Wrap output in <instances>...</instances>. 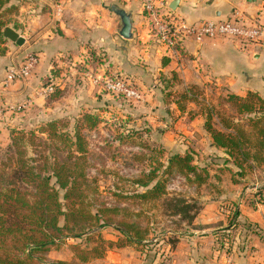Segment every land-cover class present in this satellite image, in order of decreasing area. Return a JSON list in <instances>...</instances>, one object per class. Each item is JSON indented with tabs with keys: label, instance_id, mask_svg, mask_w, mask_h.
<instances>
[{
	"label": "crops",
	"instance_id": "0c3cea01",
	"mask_svg": "<svg viewBox=\"0 0 264 264\" xmlns=\"http://www.w3.org/2000/svg\"><path fill=\"white\" fill-rule=\"evenodd\" d=\"M172 1L163 3L169 7ZM112 3L132 12L131 38L125 39L118 33L119 18L109 10ZM172 11L189 22L226 19L237 11L247 21L264 24V0H176ZM15 18V24L24 29L20 33L12 27L24 37V51H34L39 63L29 78L20 81L7 78L6 65L0 69V106L5 112L0 113V118L13 112L8 124L22 126L51 112H94L98 123L83 129L86 139L94 140L87 144V155L92 148L102 154L110 142L114 147L122 144L128 149L125 160H114V164L129 170L128 182L149 164L167 157V152L152 156L149 152L153 144L160 143L170 151H189L194 158V152L209 155L222 151L212 144L204 129L206 112L200 101H208L205 96L211 99L210 95L222 96V92L244 95L250 90L264 93V39L259 44L224 39H206L195 44L188 40L180 57L171 59L164 54L143 15L142 0H21ZM104 72L129 76L140 88L141 101L132 108H120V102L92 82V76ZM52 75L59 94L47 100L42 90ZM189 87L199 93L197 99L180 100V93ZM25 100H30L27 110H11L12 105ZM110 112L127 117L124 127L103 126L107 123L103 118L108 120ZM141 121L146 123L140 125ZM144 127L149 130L141 136L133 134V130ZM87 161L96 166L103 163L102 159L89 156ZM91 170L97 174L95 168ZM185 181V177H180L176 188ZM218 181L214 184L216 189L209 184L204 189L197 188L200 192L195 198L202 206L190 224L182 222L176 227L167 220L162 223L165 239L170 234L177 236L173 247L163 239L152 259L147 260L145 247L125 243L86 264H264V182L256 181L252 187L258 192L256 196L262 198L258 202L248 200L247 184L231 179L230 174L221 175ZM99 188L105 194L108 186L105 190ZM182 192L185 193L183 189ZM236 202L240 220L256 224L257 232H246L240 225L231 230L229 240H221L217 231L228 226ZM107 230L110 232L101 229L105 239L116 241L120 237L116 229ZM71 242L67 240L61 247L48 251L47 260H72L74 255L68 248Z\"/></svg>",
	"mask_w": 264,
	"mask_h": 264
},
{
	"label": "trees",
	"instance_id": "16d2710c",
	"mask_svg": "<svg viewBox=\"0 0 264 264\" xmlns=\"http://www.w3.org/2000/svg\"><path fill=\"white\" fill-rule=\"evenodd\" d=\"M20 1L0 0V14L14 9ZM5 26L0 21V43L5 41ZM57 87L55 83L47 100L58 96ZM198 95L189 87L180 93V100L197 99ZM225 101L236 115L210 105L204 129L212 144L224 153L223 162L231 159L241 175L244 165L264 164V93H227ZM134 104L121 101L118 106L132 108ZM98 120L94 112H70L41 119L31 129L16 126L11 131L10 143L0 160V264H86L125 243L145 247L146 259L151 260L157 252L155 245L165 239L166 229L163 225L160 233L153 235L154 241L149 239L155 226L147 215L159 214L163 222L167 220L176 227L182 222L190 224L197 215L201 207L180 192L167 191L166 184L177 174L205 182L207 177L202 174L206 169L194 164L191 152L170 151L160 143L153 144L149 153L167 152L164 161L149 164L127 181L128 188L115 184L102 193L97 180L86 172L87 142L83 132ZM148 130L135 129L133 134L139 137ZM240 225L246 232H257L256 224L241 221L238 209L233 208L228 226L217 233L221 240H229L231 230ZM105 227L116 229L120 237L116 241L105 239L101 234ZM68 239L72 240L68 248L74 258L49 262L47 252ZM176 242V234L165 239L169 247Z\"/></svg>",
	"mask_w": 264,
	"mask_h": 264
},
{
	"label": "rangeland",
	"instance_id": "374dc122",
	"mask_svg": "<svg viewBox=\"0 0 264 264\" xmlns=\"http://www.w3.org/2000/svg\"><path fill=\"white\" fill-rule=\"evenodd\" d=\"M19 9H20V3H17V5L15 6L14 9L9 10L7 12L1 13L0 14V21L3 23H6V26L9 27H14L15 29H17V31H20V33H24V29L21 26H17L15 24V22H17L15 16L19 13ZM18 27V28H17ZM20 27V28H19ZM3 29V28H2ZM20 29V30H18ZM19 33V32H18ZM4 38V37H3ZM5 41L0 43V51L2 49L3 50V55H0V69H3V67L6 65L8 66H12V65H18L21 61H23L24 55L27 52V50L24 51L25 45H20L17 46L14 42L4 38ZM15 52V53H14ZM9 53V55L7 54ZM7 54V55H6ZM13 56V57H12ZM5 66V67H6ZM4 67V68H5ZM6 73H7V69H6ZM222 96L221 95H217L215 94V96H209L211 99H208L206 96L205 98L208 101H200L201 102V107L206 110L208 109L207 107L211 106H215V108H219V110H222V112H224L225 114H230V115H236V112L234 111V108L232 107V105L228 102L225 101V95L227 93L222 92ZM213 103H212V101ZM212 103V104H211ZM1 106H0V113L3 114L5 113L3 111V109L1 110ZM207 108V109H206ZM208 111V110H207ZM12 115H14L13 112H11ZM52 114V112L50 113ZM50 114L46 113L45 115H40L42 119H46L50 117ZM123 116L125 114L126 116V112L122 113ZM12 115H6V118H0V160L4 157V152L5 149L7 147V145L10 143V137H11V131L16 127L13 126V123L11 125V123L8 124V117L12 116ZM58 115V112H55V114L52 116ZM37 120V121H36ZM41 119L36 118L35 121L33 123L26 122L25 124H23L22 126H19V128H23V129H31L34 128L36 125H38V121H40ZM104 121H106L107 123H104V127L109 128L113 127L115 129H119L124 127L126 122H123L125 120H128L127 117H121L119 116L118 112H111V116L108 118V120H105V118H103ZM205 120V119H204ZM214 120V119H213ZM109 123V125H107ZM146 123V122H145ZM144 121H141L139 124H145ZM214 125L217 126L216 121L214 120ZM88 138V136H87ZM87 144H93L94 140L90 137L89 140L86 139ZM110 142V141H109ZM95 145H97V143H95ZM109 148H105L102 150V154L99 153L96 149H90L88 152V155H85L86 158V172L87 174H89V176L91 178H96V180L98 181V185L103 188L102 190H105L106 187H110L112 185L118 184L119 186L122 187V189L128 188V183L126 181V175L129 174V170L126 169L125 166H120L118 164H114V160H119L120 162H124L125 159L124 156H126V152L128 149H126L122 144H118L116 145V147L113 146V143H107V145ZM122 146V147H120ZM136 152V150L134 151ZM138 152V151H137ZM202 153V155L200 154ZM194 152L195 155V160H194V164H196V166H198L199 168L204 167V169H206L205 173L203 172V176H205V178L207 177L205 182L202 183H198V182H194L193 180H187L182 183L179 184L178 188H175L174 190H167L169 192H177L180 191L181 194H184L189 200L195 201L196 205H199L200 207L202 206L201 203L195 198V196L197 195L198 192H200V189H204L205 187L209 185V187H212L213 189H216L214 184L215 181L219 182L218 180L221 179V175L227 174V176H229V174L231 175V179L236 180V181H240L243 184H247L246 189L248 188L249 190L247 191L248 194V200H256L258 202H260V200L262 199L261 196L257 197L256 195L258 194L257 190L254 191V189H252L253 185L255 184L256 181L259 182H264V164H252V166H247L244 165L242 174H239V170L237 169V167L232 163V160L230 159V161L228 163H224L223 162V158L225 157L223 152L221 151H216L212 154L206 155L207 153L204 152ZM89 156V158H97V159H102V165H94L92 164L91 161H87V157ZM107 159H109V161L107 162ZM103 159H105V161H103ZM121 159V160H120ZM227 164V165H225ZM1 167V164H0ZM95 168L96 170V175L93 174L92 170ZM138 170L140 168V165L137 166ZM201 172V171H200ZM205 174V175H204ZM176 176H180L183 177V175L181 174H177V175H173L172 178H175ZM171 179L168 180L167 184L171 182ZM214 182V183H212ZM166 184V185H167ZM220 184V183H219ZM204 185V186H203ZM182 187L183 191L185 193L182 192V189H179V187ZM200 189L198 190L197 188ZM195 188V190H194ZM179 189V190H178ZM188 194V195H187ZM253 201V202H254ZM233 208L237 209V202L233 203L232 205ZM231 207V208H232ZM147 216H151V220L154 223L155 229L154 231H152L150 233V237L149 239L155 235V234H159L160 230L163 228V218L157 214L154 216V214L152 215H147ZM229 219V217H228ZM108 227L103 228L105 231L110 232L107 230ZM105 235V232L102 233ZM154 237V236H153ZM71 240V239H68ZM154 241V239H153ZM155 248L157 250L158 246L155 245Z\"/></svg>",
	"mask_w": 264,
	"mask_h": 264
},
{
	"label": "built area",
	"instance_id": "2783aa9c",
	"mask_svg": "<svg viewBox=\"0 0 264 264\" xmlns=\"http://www.w3.org/2000/svg\"><path fill=\"white\" fill-rule=\"evenodd\" d=\"M143 15L150 23L156 41L169 58L180 57L186 41L200 44L206 39H224L239 43L259 44L264 39V24L258 21H247L239 12L233 11L226 19L198 20L189 22L175 14L163 0H142ZM39 63L35 52H26L18 65L7 68V78L10 81H20L29 78ZM92 82L101 85L102 91L117 102L141 101L140 88L124 73L104 72L92 76ZM55 77L48 76L42 93L48 96L54 91ZM30 100H25L11 106V110L22 112L27 110ZM111 113V112H110ZM180 176L171 179L166 185L167 190H174Z\"/></svg>",
	"mask_w": 264,
	"mask_h": 264
},
{
	"label": "water",
	"instance_id": "95a60500",
	"mask_svg": "<svg viewBox=\"0 0 264 264\" xmlns=\"http://www.w3.org/2000/svg\"><path fill=\"white\" fill-rule=\"evenodd\" d=\"M175 6L176 0H173L169 7L170 9L174 10ZM109 10L116 14L119 18L118 33L120 34V36L125 39L131 38L133 26L132 12L113 3L109 5ZM2 35L4 38L14 42L17 46L24 44V37L12 27L5 26L2 29Z\"/></svg>",
	"mask_w": 264,
	"mask_h": 264
}]
</instances>
